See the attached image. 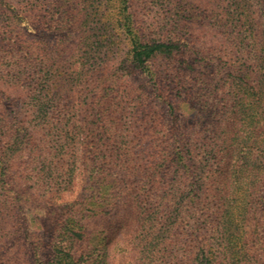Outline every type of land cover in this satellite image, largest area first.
<instances>
[{
  "label": "trees",
  "instance_id": "1",
  "mask_svg": "<svg viewBox=\"0 0 264 264\" xmlns=\"http://www.w3.org/2000/svg\"><path fill=\"white\" fill-rule=\"evenodd\" d=\"M151 1L155 4L162 0ZM245 1L229 0L228 7L220 13L218 28L220 32L224 29L222 32L226 33L229 31L227 27L231 26L235 41H232V45L239 43L250 47L255 66L263 68L264 58L260 59L258 55L264 53V45L255 42L259 25L251 22ZM87 8H90V4L86 0H79L74 7L78 15H83ZM62 23V28L72 35L73 52L77 50L80 59L78 65L74 64L77 81L73 84L78 85L72 88L74 94L83 95L95 89V102L100 108L93 113V103L85 102L81 125L77 123L78 120H67L73 128L70 139L74 145L70 155L63 151L58 140L55 141L57 147L51 142L49 155L54 161L43 158L38 174L41 179L48 180L47 183H53L55 181L51 176L55 173L54 169L62 168L67 159V168L73 165L77 170L82 166L83 173H87L85 184L88 195L85 199L92 206L84 208L83 204L78 207L73 205L66 210V217L62 215L64 219L57 221V226L49 236L50 240L47 243L41 241L35 247V263L264 264V79L259 80L257 89L254 84L245 83L244 88L233 85L230 92L226 91L225 97L229 96L228 102L232 104L225 106L227 118L216 120L217 128H220L217 134L197 130L200 125L198 113L191 118L192 129L179 123L181 128L177 131L174 129L176 116L183 117L185 122L189 121V115L181 109L180 101H176L170 91L165 89L152 64L160 55L178 58L185 53L170 38H157L158 32L155 30L145 33L147 27L131 20L129 26L135 38L131 62L148 77V81L153 82L154 98L162 100L160 103L164 102L163 107H167L164 114L172 120L167 129L170 121H162L159 116L152 117V113L147 111L148 101H143V94H139L131 100L137 99L131 108V118L122 124L128 113L123 99L125 96L131 97L130 93L126 92L125 87H120V97H113L114 87L107 83L112 80V75L106 74L107 64L103 65L105 61L102 60V68H94L96 58L100 59L103 53H115L118 49L115 35L110 33L107 23L103 21L93 23L78 19L75 15L74 20L70 19L67 25L66 21L59 24ZM9 25L10 22L6 28ZM150 26L155 28L153 23ZM148 34L149 38L146 37ZM67 41L68 38L64 37L54 43L50 50L42 48L37 57L48 70L39 80L46 81L44 87L51 89V93L40 94L35 99L38 103L34 104L37 111L34 118L44 116V126L39 128L42 137L52 135L56 128L55 124H50L55 118L47 114V109L52 106L56 110L65 96L63 93L53 94L63 90L59 81L47 82L55 78L50 71H56L57 66L68 62L61 56ZM50 51L53 56H50ZM253 73H246L251 82ZM100 77L106 82L101 81ZM243 89L246 93L241 98L239 91ZM48 94H52V98ZM230 112L235 113L234 117L229 115ZM148 118L152 120L149 129H137ZM208 126L211 128V125ZM164 128L170 130L171 135L169 145L165 147L157 144L158 140L168 144V138L165 139L167 135H160ZM149 130L154 139L149 142V163L142 166L133 154L134 149L146 139ZM176 131V137H172ZM17 132L10 133V129L5 126L0 128V189L3 190L8 185L5 179L12 165L10 161L15 159L12 147L20 146V134ZM35 141L38 140L30 137L24 141V149L30 154L39 146ZM3 143L8 146L4 147ZM20 154L18 157L23 156ZM76 161L79 164L75 167ZM170 173L184 185L180 195L184 192L185 202L176 209L175 215L168 217L162 206L169 201L173 207L176 205L178 189L173 188H179V185L176 183L175 187L173 185L162 191L157 181L159 177H169ZM136 177L140 178L139 182ZM49 186L44 185L46 188ZM48 192L51 194L56 190L52 191L51 188ZM52 197L55 199L54 195ZM179 228H183L181 234L177 230ZM109 229L116 231L115 237H111L101 248L98 238ZM179 237L183 240V247L175 249L179 245L173 243ZM114 259H117L116 263ZM13 261L7 259L4 263L15 264Z\"/></svg>",
  "mask_w": 264,
  "mask_h": 264
},
{
  "label": "rangeland",
  "instance_id": "2",
  "mask_svg": "<svg viewBox=\"0 0 264 264\" xmlns=\"http://www.w3.org/2000/svg\"><path fill=\"white\" fill-rule=\"evenodd\" d=\"M78 1L0 0V23H2L0 24L2 26L0 30V128L5 126L10 129V133L18 130L17 133L20 134L18 147L21 149L19 152L18 147L13 145L15 159L10 161L12 165L7 170L5 180L8 185L6 190L0 189V264H5L4 261L7 259L14 260L15 264H36L35 247H38L41 241L47 243L50 240L49 236L57 226V221L64 219L62 215L66 217L65 211L73 205L78 207L83 204L84 208L92 206L85 199L88 195V187L85 184L87 173H83L82 166H79L77 170L73 168V165L67 168L69 163L67 159L62 168L56 167L52 176L50 173L55 181L53 183H47L48 180L41 179L38 174L40 161L43 158L54 161L49 155L51 142L54 147H57L55 141L58 140L63 151L70 155L74 145L70 139L73 128L67 120H78L77 123L81 125L85 102L93 103L91 104L93 113L100 108L95 102V89L88 90L83 95L74 94L75 91L72 88L78 87L77 84H73L77 81L74 75L77 68L74 64L78 65L80 59L76 54L77 50L73 52L72 35L67 34L62 28L63 23L61 25L59 23L66 21L67 25L76 15L78 19L93 23L106 22L110 33L115 35L118 49L115 53H103L100 59L96 58L94 68H102L100 64L102 60L105 61L103 65L107 64L106 74L112 75V80L107 83L110 87H116V89L112 88L113 97L116 99L120 97L122 92L120 87H125L126 92L130 93L131 97L125 96L123 99L128 113L125 114L122 124L131 118V108L137 99L131 100L139 94H143V101H148L147 111L152 113V117L159 116L162 121H170L167 129L170 128L172 120L164 114V109H167L163 107L164 102L160 103L162 100L154 98L153 82L148 81V77L141 73L134 62H131V50L135 40L129 26L131 20L140 23V26L147 27L145 33L155 30L158 32L157 38H170L181 47V52L185 53L178 58L160 55L152 64L159 78L162 79L165 89L170 91L176 101H180L181 109L189 115L187 117L190 122L188 120L184 122L183 117L176 116L174 122L177 124L174 129L177 131L181 128L179 123L190 128L193 114L198 113L197 119L200 125L197 130L206 134H217L220 128H217L216 120L227 118L225 106L232 104L228 102L229 96L225 97L226 91L230 92L233 85L244 88L245 83L254 84L257 89L259 80L264 79V67L255 66L256 62L251 57L250 47L239 43L232 45L234 33L230 29L231 26L227 27L229 31L226 33L222 32L224 29L220 32L218 28L220 13L222 14V9L228 7L229 0H162L158 1V4L155 2L157 5L151 0H86L90 8H87L83 15L82 13L78 15L74 9ZM245 2L248 5L251 22L259 25L255 32V42L264 45V26H262L264 0ZM180 14L181 19L178 18ZM8 22L10 25L6 28ZM125 22L127 24H124ZM151 23L155 28L150 26ZM64 37L68 38V41L65 43L66 49L61 56L68 62L57 66L56 71H50L55 78H51L52 80L47 83L59 81L63 90L53 89L54 92L56 91L53 94L63 93L65 96L56 110L52 106L47 109V114L55 118L52 120L48 118L51 120L50 124H55L56 128L52 135L42 137L40 133L42 131L39 128L44 126V116L34 118L37 113L34 104L38 103L35 99L40 97V94L51 93V89L47 90L44 87L46 81L39 80L41 75L48 73V70L37 57L42 48L47 47V50H50L54 43ZM146 37L149 38V34ZM31 46L33 48L29 49ZM49 53L53 56L51 51ZM258 56L263 59L264 53ZM251 71H254L252 82L246 75ZM105 80L101 78V81L106 82ZM63 82L64 86H62ZM245 93V89L239 91V97L242 98ZM47 96L52 98V94ZM192 108L195 110L193 111ZM229 115L234 117L235 113L230 112ZM151 121V118H148L145 124L138 125L137 129H142L141 131L149 129ZM69 124L70 127H68ZM208 125H211V128ZM166 128L160 131L163 133L160 135H167L165 139L168 138V144L161 143V140L157 141V144L163 147L169 145V136H171L170 130ZM177 131L172 137H176ZM28 137L41 140L40 143L35 141L39 146L34 148L31 154L24 149L26 146L24 141ZM151 139L154 138L149 130L146 139L134 149L133 157L142 166L149 163L148 148ZM7 141L8 139L5 140ZM71 143L72 145L68 146ZM6 146L8 145L5 144L4 147ZM20 153L23 156L18 157ZM77 161L75 167L79 164ZM174 178L171 174L169 177H159L157 181L162 191L168 190L173 185L175 187L176 183L179 185V188H173L178 189L176 205L173 207L172 202L169 201L162 206L163 212H167L168 217L175 215L176 209L183 206L185 202L184 192L180 195L184 185ZM136 179L140 181V178L136 177ZM44 185H50V188ZM51 188L56 192L50 194L48 191H51ZM183 228L177 229L180 234ZM115 233L114 229L103 233L98 238L100 247L103 248L111 237H115ZM175 244L179 245L175 249L183 247L181 237L175 239L173 245ZM114 260L116 263L117 259Z\"/></svg>",
  "mask_w": 264,
  "mask_h": 264
}]
</instances>
